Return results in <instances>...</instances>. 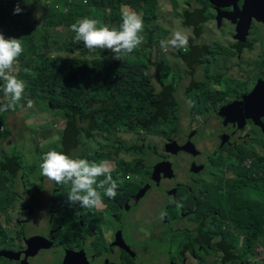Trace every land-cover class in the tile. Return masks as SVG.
I'll return each mask as SVG.
<instances>
[{"label":"rangeland","instance_id":"obj_1","mask_svg":"<svg viewBox=\"0 0 264 264\" xmlns=\"http://www.w3.org/2000/svg\"><path fill=\"white\" fill-rule=\"evenodd\" d=\"M17 2L18 0H0V32H2L6 38L16 37L19 38L21 42L26 37L28 29L49 25L45 20L46 10L53 7L55 10L61 8L59 3L60 0H19L23 12L13 15V9ZM187 2H191V5H188ZM208 2L206 0H158L159 8L155 11V15L152 13V15L148 17H143L142 13H146L143 8H141L142 11L139 14L143 18L145 24L144 32L142 33L144 42L132 53L136 54L138 51H142L143 54L147 55L148 63L143 65V67L149 72L150 77L153 76L156 81H158L159 86H156L157 93L161 94V91L168 88L170 85L172 86V94L175 103L171 108L172 111H169V114L174 115V118L169 119L168 125L162 127L159 130V134L148 135L143 132L131 131L127 126L130 122L129 119L119 120L115 118V113H102L98 116L101 122L100 128L93 132L92 137H86L87 139L83 142L85 145L84 147L87 149V154L92 159H96L100 155H111L117 161L147 162L152 159L154 155L151 164L153 167L158 163V160L170 157V153L165 151V146L169 143L170 139L180 140L182 135L190 133L191 129H193L192 134L195 133L196 137L194 141L199 146V150L202 149L204 153H207L210 147L222 145V150L230 154L236 153L238 155L237 158H231L229 160L223 159L222 161L218 160L217 155L213 156L212 165L207 169L204 176L197 177L191 182L189 190L194 194L196 201L200 202L201 211L207 214L211 208L219 215L218 205L224 203L230 204L227 203V199L223 196L229 194L236 199L245 197L246 199L261 201V209H264V187L260 189L250 188L246 189L244 192H240L241 189L238 190L234 185L232 188L230 185L232 180L233 182L237 180L236 175L239 173L236 170V163L239 161V158H242L239 151L242 150L244 153L246 149L252 148L253 141H257L254 148L256 156L248 157L244 160L243 165L245 168L242 170V173L250 175L255 184H258V179H264V170L262 169L264 165V151L261 148L264 142V130L258 127H252L253 125H251L245 130L237 131L233 135L222 133L223 131L221 132L223 126L219 119V117H221L219 113L225 108V103L228 98L231 97V94L226 91H221L224 85L219 83L218 80H212L210 78L211 76H220L222 74L218 67L219 55L228 50V45L221 43L222 40L220 37L224 35V32L232 30V22L230 23L223 19L222 24L227 22L230 27L221 25V29L218 23L217 28H214V30H211L208 34L202 32L204 36H202L201 40H197L195 34L196 27L188 25L185 16L192 6L206 4L209 7L206 14L209 17H214L215 12ZM140 5L146 7L148 10L150 9V6L143 0ZM84 9L86 11H92L87 7H84ZM128 9L136 12L135 8L130 5H124L122 11ZM64 10L68 11L66 8H64ZM84 17H89V14L85 13ZM77 19L79 18L58 21L56 17H52L53 24L47 26L44 30L42 49L45 50L47 48L50 50V52L47 53V57L49 58L48 72L55 73L52 87L54 84L59 86L57 91L59 94L62 92V86L77 87L73 79H77L79 82L83 79L94 80L100 72L97 63L93 60H88L86 66L80 68L82 61L90 58H86L79 52L72 50L76 49V45L82 49L88 50L84 47L82 41L77 42L74 40L75 34L70 30V25ZM210 21L211 20L208 22ZM210 24L211 22L209 25ZM106 25L112 27L108 23ZM209 25H207L206 28H208ZM115 27L118 28V25ZM178 29L185 31L189 35L187 48L176 49L169 46L166 50L162 49L160 44L161 40L167 41L170 39L171 33ZM252 36H255L260 43L264 44L263 26L259 23H255ZM196 40L201 46L204 44L207 45L208 50L205 52V55H202V58L197 61V69L193 71L186 58L190 56L192 42ZM93 51L95 50L90 52ZM23 54L24 52L18 58L15 65L14 74H16L19 79H21L19 77V72ZM259 61V59H254L251 62H247L251 73L253 70L258 69ZM261 69L264 71V66ZM205 71H208L206 75ZM102 74L104 73L102 72ZM256 81H254V83ZM201 82L203 83L201 84ZM0 84H2V82H0ZM247 85H250V91L256 86L250 82H248ZM97 88L98 87L95 89ZM246 93L247 92L244 91L243 95ZM39 97L42 96L39 95ZM5 103H7V98L4 92L0 90V104L3 105ZM20 104L21 108L19 111L10 110L4 112L6 117L5 123H3V126H0L1 163L14 160L11 162H14L19 167V171L16 174L10 171L6 173L9 179L7 184H0V187H2L0 190V249L10 247L11 244L9 241L11 238L16 240V235L22 237L24 240L26 236L31 234L35 235L34 231L52 230L51 227L53 226L50 224L49 212H53L54 208L59 207L60 202L62 210L54 212L51 220L55 219V222L59 223L67 220L70 221V219L76 215L82 217V211L79 210V205H73L75 206L73 207L69 204L67 200V190H64V188L67 189V187L57 185L55 182L42 176L39 167L42 155L54 149L56 146H59L61 143L62 135L67 126L65 115L56 113L55 111V113L51 112L43 103L34 110H31L28 105H22L21 102ZM212 104H216V110L206 111ZM204 114L209 115L205 116ZM231 123H235L232 117ZM6 128L9 132L3 137L2 133L5 132ZM195 129L199 130L196 131ZM231 132L232 130L229 131V133ZM182 143L184 142L182 141ZM186 144H188V146L190 145L189 143ZM240 144L242 145L235 149V147ZM131 147H137L138 151L128 152L127 148ZM194 147L196 148L195 144ZM140 148L147 151V154L141 151ZM80 155L81 152H75L76 158H80ZM186 157L190 161L189 157ZM184 159L185 156H179L172 160L176 169H178L176 164H181L180 167L183 165V170H178L179 174L176 177L177 180L181 173L185 176L190 175L189 171L185 172L186 161ZM96 162H108L114 169L111 174L115 176L118 184L117 189L126 190L130 195H135V200L142 199L145 197L147 191H149L147 187H142L140 185L137 188L135 187V183L141 185L146 184L148 177L128 174L121 170L115 172V161L96 160ZM152 172H155V168L152 169ZM149 175L150 174H148V176ZM14 179H20L21 186L15 184L13 182ZM98 179H103V177ZM260 183H263L262 180ZM53 184H55L57 188L55 193L56 198H53L52 195ZM24 189H28L30 193H34L30 194L28 190ZM137 190H140V192L137 193ZM158 190L160 189L153 188L152 191ZM142 191L143 193L139 197ZM22 192L23 196L26 197L30 203L28 206L32 208L30 216L23 201H14L20 200L19 198L22 196ZM181 198L182 202L186 200V196H181ZM53 199L60 202H58L57 206L53 204L52 207L54 208L50 211ZM135 200H131L130 198V201ZM163 202V197L160 193L153 194L150 192L140 201L142 204L138 208H135L132 212L129 211V208L128 210L126 208V210L121 209V216L119 219H114L113 226L123 229L127 241L132 246H136L137 242L142 244L143 256L147 264H162L160 259L165 255L166 248L154 243V235L152 233H150L149 236H145L141 229V224L146 223L151 231H155L157 225L160 223V216L158 213L161 210ZM103 203L102 201V206L99 204L97 207H94L97 212L96 218L100 217V220L101 218L103 219L109 216L113 218L115 212L104 213L105 207ZM212 204L214 205L213 207ZM130 213L139 214L141 220V224L140 222L138 223L140 224V232H136L133 217ZM26 218H28V222L26 226H24ZM225 218L226 217L223 216V219ZM88 222L95 229L100 231L102 229L101 223L104 221L100 223L96 222L94 215L90 213ZM161 224L165 225V233L174 226L172 221L165 223L161 220ZM194 224L195 223L192 222L190 228H192ZM227 226L231 228L230 223H228ZM78 231V243L79 247H81V237L91 240L92 236L83 234L82 228H78ZM186 235L192 241L199 237L208 238L204 229L192 231ZM1 237H5V239L2 240ZM106 238L110 239L109 233L106 234ZM176 238L180 242L184 241V235L181 233H178ZM68 239V237H63L61 240L57 239V245L65 248ZM104 245L109 248V244ZM95 247L94 250H97L99 247L102 248L103 246L98 240ZM207 251H210L208 247H206L205 252ZM66 252L67 250L64 249V253ZM102 252H104V250H102ZM198 253L202 254L203 252ZM50 258L51 253L44 252L40 253L33 262L35 264H50L48 262ZM171 258H174L177 264H181L177 248L173 249L170 259ZM214 258L215 256L212 254L210 257H206L205 260L212 262ZM114 260L118 261V259H111V264ZM190 261L192 264H196L195 257L191 256ZM248 262L250 264H264V244L260 243L254 247L253 251L250 253ZM213 263L226 264L219 255ZM0 264L16 263L8 262L0 257Z\"/></svg>","mask_w":264,"mask_h":264},{"label":"trees","instance_id":"obj_2","mask_svg":"<svg viewBox=\"0 0 264 264\" xmlns=\"http://www.w3.org/2000/svg\"><path fill=\"white\" fill-rule=\"evenodd\" d=\"M141 1L60 0L61 8L55 10L53 7L46 10L45 20L49 25H52V17H56L58 21L71 20L82 18L85 13H88L90 18L100 20L104 24L108 23L112 27L117 25L119 27L122 22L121 13L124 5L135 8L137 14H140L141 8H143L146 11V13H142L143 17H148L152 13L155 15V11L159 8L158 0H143L150 6L149 10L140 5ZM206 1L208 2V0ZM84 7L90 8L92 11H86ZM64 8L68 11H65ZM208 9L206 4L192 6L185 14L187 24L197 28L200 24L212 20L213 17L206 14ZM49 25L28 29L26 37L22 40L24 54L21 58L19 77L25 81L26 87L24 97L20 102L22 105H28L31 110L35 109L34 102L37 108L43 103L51 112L65 115L67 126L62 135L61 143L54 148L56 151L63 152L73 158H76L75 152L79 151L81 152L80 158L93 161H115V172L121 170L128 174L147 176L151 170L152 159L147 162H127L117 161L111 155H100L96 159H92L87 154L83 142L92 137L93 132L100 128L101 122L98 116L102 113H115V118L119 120L129 119L130 122L127 126L131 131L143 132L148 135L159 134V130L168 125L169 119L174 118V115L169 114L175 103L172 86L170 85L161 91V94L156 92V86H159V83L158 81L155 83L156 79L153 76L150 77L149 72L144 69L143 65L148 63V58L142 51H138L136 54L130 53L122 60H116L112 58L114 54L110 50L95 49V51L90 52L76 45V49H72L73 51L90 58L84 59L80 68L85 67L88 60H93L97 63L100 72L94 80L83 79L79 82L77 79H73L77 87L62 86V92L59 94L57 93L59 86L54 84L52 87L55 73L48 72L49 58L47 53L50 50L42 49L44 30ZM200 32L202 33L203 29L198 28L195 34L200 36L198 39L201 40ZM195 43L198 42H192L191 54L186 58L193 71L197 69V61L208 50L207 45L204 44L206 48L203 49L201 45L195 47ZM25 68L31 69V74L25 73ZM96 87L98 88L95 89ZM20 108L19 103L15 111H19ZM209 109H216V104L209 106L206 111ZM5 118L4 113H0V126L5 123ZM8 132L6 128L5 132L2 133L3 137ZM256 143L257 141L252 142V148L245 150L242 154L243 159L236 165V170L239 172L236 175L237 180L235 182L232 180L230 185L232 188L234 185L238 190L241 189L240 192L250 188L260 189L264 187V179H255L258 181V184H255L250 175L242 173L245 168L244 160L256 156L254 152ZM261 148L264 150V144ZM140 150L147 154V151L142 150V148ZM127 151L135 152L138 151V148H127ZM1 161L0 172L4 170L6 173L9 171L13 174L18 173L19 167L11 162L14 160L5 163H1ZM262 169L264 170V165ZM111 175L116 180L114 174ZM261 180L263 183H260ZM8 182L7 175L1 174L0 184H7ZM1 189L2 187H0ZM223 196L230 204L218 205L219 216L216 217L221 221L219 237L211 244L210 252L212 251L215 256L214 260L219 255L226 264H250L248 258L254 247L260 243L264 244V209H261V201H254L245 197L236 199L231 194ZM224 197L222 198L225 199ZM223 216L226 217L224 220ZM228 223H230L231 228L227 226ZM213 261L207 262L203 258L199 264H215Z\"/></svg>","mask_w":264,"mask_h":264},{"label":"flooded vegetation","instance_id":"obj_3","mask_svg":"<svg viewBox=\"0 0 264 264\" xmlns=\"http://www.w3.org/2000/svg\"><path fill=\"white\" fill-rule=\"evenodd\" d=\"M187 4L191 5V2H187ZM242 4H243V0L240 1L238 5L241 7ZM210 7H212L215 12L214 17L210 21L211 24L209 25L210 22H207L205 24H200L196 28V29L202 28L203 32L207 34L211 30H214V28L218 27V23L215 18L216 17L215 8L213 7L212 4L210 5ZM229 22L231 23V21ZM207 25H209L208 28H206ZM221 25L225 27V26H229V23L227 24V22H225L224 24L221 23ZM222 26L220 27L221 29ZM231 26L233 27L232 30L227 31L223 29L227 32L223 31L224 35L220 37V39L222 40V42L221 41L220 42L228 45L227 46L228 50L226 52H223L224 55L223 54L219 55L218 67L222 74L220 76L218 75L211 76L210 78L212 80H218L219 83H222L224 85V88L221 91H226L231 94V97L228 98V100L225 103V107L231 105L234 101L238 100L239 98H242L245 95V94L243 95L244 91L247 92L246 94L251 92L250 85H247L248 82L256 85L258 79H262L264 77V71L263 74H259V75H258V70H253L251 73L247 65V62H251L254 59H259L260 61L264 59V44L260 43L255 36H252L253 27L255 26V24L251 25L250 27L251 31L249 32L250 33L249 37L246 38L244 42L235 38L236 36L235 28L232 23ZM204 33H201V37L204 36ZM196 38L197 40H200L198 39L200 38V36L196 35ZM199 45L200 44L195 43V47ZM204 48L206 47L203 45V49ZM191 50H192V46H191ZM260 64L261 66H264L263 61L260 62ZM207 73L208 71H205V75ZM254 81L256 82L254 83ZM203 82H201V84ZM212 110L214 109H209L207 111H212ZM204 115L208 116L209 114H204ZM219 119L223 126L221 132L223 131L222 133L225 134L233 135L237 131L245 130L251 125H253L252 127H256V128L258 127L254 125L250 120H246L245 126L240 127L239 122H235L233 124L231 123L230 119L226 120L225 118L222 117H219ZM195 130L198 131L199 129H195ZM230 130H232L231 133H229ZM192 132L193 129H191L190 133L182 135L180 137V140L170 139L169 143L173 141H177L179 145H186V143L192 142L196 145V149H197L196 154H190L183 151H180L177 154L170 153L169 158L160 159L157 161L158 163H156L153 167L151 166V170L149 171L150 175L145 176L146 178L148 177L146 184L141 185L135 183L136 188L140 185L142 187H147L149 189V191H147V193L145 194V197L150 192L153 194L160 193V195L163 197L164 202L161 206L160 212L158 213V215L160 216L159 217L160 223L159 225H157L155 231H151L147 227L146 223L141 224L139 214L130 213L133 217V222L135 225L136 232H140L139 226L141 224V229L144 232L145 236H149L150 233H152L154 235V239H153L154 243L162 247L164 246L166 248L165 255L162 256L160 259L162 264H177V261H175L174 258L170 259V256L172 257V251L174 248H177L178 250V254L181 259V264H192L190 261L191 256L195 257L196 264H199V259L206 256L210 257L212 255V251L211 252L210 251L205 252V251H206V247L210 249L211 244L218 239L219 226L221 225V221H219L218 217L216 216L219 215L211 208L209 209V212L207 214L205 212H202L200 209V202L196 201L194 194L189 190V188L191 182L194 179L200 176H204L207 169L211 167L213 156L217 155L219 161H222L223 159L229 160L231 158L238 157L236 153L230 154L227 151L222 150V145H215L213 147H210L208 152L204 153L202 149L199 150V146L194 141V138H196L195 133L192 134ZM182 141L184 143H182ZM168 144H166V146ZM241 145L242 144L236 146L235 149H237ZM166 146H165V151H166ZM239 153L241 154L240 156L242 158H239V161L236 163V165L243 159L242 150H240ZM179 156H185L184 159L186 161L185 172L189 171L190 175L185 176L184 174L181 173V175L178 177L177 180L176 177L179 174L178 170L182 171L183 165L180 167L181 164L179 165L176 164V166H178V169H176L175 164L173 163L172 160H174ZM186 156L189 157L191 162L187 159ZM153 159H154V155L152 157V161ZM164 161L168 162V164L172 166L174 174H172L171 176H166L162 173L160 174L159 177L157 175H154L152 169H154L156 165ZM196 166L198 171L195 170ZM1 174L6 175V171L2 170L0 172V175ZM13 182L18 186H21L20 179H14ZM52 187H53L52 188L53 198H56L55 193L57 188L55 184H53ZM153 188L160 190L152 191ZM24 190H28V189H24ZM64 190L67 189L64 188ZM136 192L139 193L140 190H137ZM132 195H130L126 190L117 189V194L114 199H110L107 196H103L102 201L104 202L103 206L105 207L104 213H112L114 211L115 213L113 218L109 216V217H104L103 219L101 218L100 220V217L96 218L97 212L95 208H91V209L79 208V210L82 211V217L76 215L73 218H71L70 221L67 220L65 222H59V223L55 222V219L51 220L54 212L62 210L61 202L57 201L56 199L55 200L53 199L50 211L54 208L52 207L53 204L54 206H57L58 202H60V206L54 208L53 212H49L50 224L53 226L51 227L52 230L34 231L35 235L31 234L29 236H26L24 240L22 237L16 235L17 236L16 240L11 238V240L9 241L11 244L10 247L0 249V257L2 259L7 260L8 262H14L16 264H23V260L25 264H35L33 260L36 259L40 253L49 252L51 253V258L48 261L50 264H111L110 262L111 259H118V261L114 260L112 264H147V261L143 256L142 244L140 242H137L136 246H132L127 241V237L124 235L123 229L120 227L113 226L114 219L118 220L119 217L121 216V209L128 210L129 208V211L132 212L135 208H138L142 204L140 203V201H142L145 198L143 197L140 200H135L136 196L135 195L132 196ZM181 196H186V200L184 202H182ZM130 198L131 200H135V201H130ZM19 199L20 200H14V201H23L25 203V206L27 207L26 209L30 216L32 208L31 206H28L30 205V203L28 202V199L23 196V192H22V196ZM101 203L100 206H102ZM213 206L214 205L212 204V207ZM90 213L94 215V219L96 220V222L100 223L101 221H104L103 223H101L102 229L100 231L95 229L88 222V217ZM161 220L162 222L165 223L172 221L174 223V226L165 233L166 230L165 225L161 224ZM27 222H28V218L25 219L24 226H26ZM139 222L140 224H138ZM192 222H194L195 224L193 225L192 228H190V224ZM78 228H82L83 234L85 235L89 234L92 236L91 240H89L88 238L81 237L82 240L81 247H79V243H78V239H79ZM200 229H204L205 233L208 235V238L199 237L198 239L192 241L186 235L187 233H190L192 231H200ZM108 233L110 234V239L106 238V234ZM178 233L184 235V241L182 242L178 241V239L176 238ZM63 237L69 238L65 244V248H63V246L57 245L58 243L57 239L61 240V238ZM1 239L4 240L5 237L4 238L1 237ZM98 240L100 241L103 247L102 248L99 247L97 250H94V248H96L95 244ZM104 244H109V248ZM36 247L38 248V253L36 255L35 254L31 255L30 251L34 250ZM64 249L67 250L66 253H64ZM82 250L84 252H82L80 255L73 254L75 251H82ZM102 250H104V252H102ZM7 251H14L17 253H21L22 254L21 258L19 259L10 258L4 254ZM198 252H203V253L199 254Z\"/></svg>","mask_w":264,"mask_h":264},{"label":"clouds","instance_id":"obj_4","mask_svg":"<svg viewBox=\"0 0 264 264\" xmlns=\"http://www.w3.org/2000/svg\"><path fill=\"white\" fill-rule=\"evenodd\" d=\"M22 12L18 0L13 15ZM121 21L117 28L109 27L95 18L82 17L70 25V30L75 34L74 40L82 41L88 50L107 49L114 54L113 59L122 60L144 42L142 33L145 24L143 18L131 9L122 11ZM188 41L189 35L178 29L171 33L170 39L161 40L160 44L165 50L169 46L186 49ZM23 52L24 47L19 38H6L0 32V90L7 98V103L0 105V113L15 111L24 97L25 81L14 74L16 62ZM24 71L31 74V69L25 68ZM39 167L42 176L57 185L67 187L70 205L91 209L101 203L103 196L110 199L116 197L118 184L111 175L114 169L108 162L97 163L86 158H73L53 149L42 155ZM100 177L103 179H98Z\"/></svg>","mask_w":264,"mask_h":264},{"label":"water","instance_id":"obj_5","mask_svg":"<svg viewBox=\"0 0 264 264\" xmlns=\"http://www.w3.org/2000/svg\"><path fill=\"white\" fill-rule=\"evenodd\" d=\"M213 5L216 11V21L221 26L222 20H228L233 23L235 28V38L244 42L249 36L250 27L252 24L260 23L264 27V0H243V4L240 7L238 4L242 0H208ZM225 8V9H224ZM229 8V9H228ZM220 116L226 118V120L234 119V122H239L240 127H244L246 120H250L254 125L264 130V79H259L255 88L242 98L234 101L231 105L223 108L220 111ZM181 146L177 141L170 142L166 146V151L169 153L177 154L180 150L196 154L197 149L192 142ZM177 148V149H176ZM195 170L198 171L197 166ZM171 176L174 174L172 166L168 162H161L155 167L154 175L158 177L160 174ZM139 194V197L142 195ZM4 252V251H2ZM82 251H75L74 255H80ZM38 248L30 251L31 255H36ZM10 258H21V253L14 251H7L4 253ZM23 260V259H22ZM23 264L24 260H23Z\"/></svg>","mask_w":264,"mask_h":264},{"label":"crops","instance_id":"obj_6","mask_svg":"<svg viewBox=\"0 0 264 264\" xmlns=\"http://www.w3.org/2000/svg\"><path fill=\"white\" fill-rule=\"evenodd\" d=\"M262 61H264V59H262ZM262 61H260V62H262ZM260 62H258V64H259V67H258V69H257V70H258V75L261 74V72H263V70L261 69L263 66H261ZM33 106H34V108H36L35 102L33 103ZM206 257H207V256H206ZM206 257H203V258L205 259ZM203 258H201V259H203ZM201 259H199V261H200ZM207 262H208V261H207Z\"/></svg>","mask_w":264,"mask_h":264}]
</instances>
